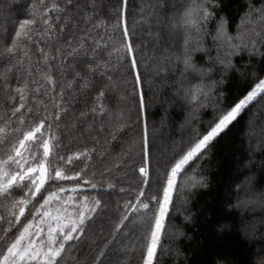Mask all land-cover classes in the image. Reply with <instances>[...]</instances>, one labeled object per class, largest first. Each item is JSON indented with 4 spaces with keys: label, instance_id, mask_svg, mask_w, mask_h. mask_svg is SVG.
<instances>
[{
    "label": "snow or ice",
    "instance_id": "obj_1",
    "mask_svg": "<svg viewBox=\"0 0 264 264\" xmlns=\"http://www.w3.org/2000/svg\"><path fill=\"white\" fill-rule=\"evenodd\" d=\"M224 3L184 0L170 18L156 21L173 43L145 53V69L164 82L178 71L171 84L176 96L194 113L211 108L212 115L207 121L193 117L180 138L155 156L128 0H121L113 24L97 0H28L23 18L0 31V264H67L89 224L107 210L104 195L114 192L130 198L117 200V218L91 264H110L109 251L127 256L137 249L138 264H161L171 252L165 239L185 235L171 223L174 210L180 214L195 192L208 187L215 142L252 104L264 101V0L259 6L245 0L234 28ZM156 37L159 44V32ZM197 54L206 57L207 67L198 66ZM245 54L248 62L238 65L236 58ZM233 73L246 88L228 103L223 88ZM81 97L90 103L77 120H66ZM79 127L97 133L93 146L62 152L63 136ZM130 129L138 139L128 138L127 150L110 152ZM104 133L109 138L102 142ZM94 158L101 177L123 184V170L124 177L131 172L137 179L118 189L114 182H94Z\"/></svg>",
    "mask_w": 264,
    "mask_h": 264
},
{
    "label": "trees",
    "instance_id": "obj_2",
    "mask_svg": "<svg viewBox=\"0 0 264 264\" xmlns=\"http://www.w3.org/2000/svg\"><path fill=\"white\" fill-rule=\"evenodd\" d=\"M183 2L184 0H128L127 22L133 45L140 46L136 51V58L141 64V72L144 73L150 144L154 156L172 141L178 140L193 117L198 121H207L212 115L211 108L194 113L183 99L176 96L171 84L179 76L178 71L171 73L167 82H164L156 79L144 67L145 53L150 56L153 49L159 52L173 43L168 29L162 24L158 25L157 19L167 20L179 10ZM252 2L257 6L260 4V0ZM27 3L28 0H0V31L5 27L11 29L23 18ZM97 3L109 24L115 23L121 0H97ZM173 4L176 5L175 8L171 7ZM244 5L245 0H225L224 10L231 17L233 28L239 22V13L244 10ZM157 32L160 33L159 44L156 43ZM205 59L206 57L197 54L198 66L207 67L203 63ZM247 62L246 54L242 58H236L238 65ZM253 64L257 68L261 67L259 57L253 59ZM127 68L128 63L125 62L121 70L126 71ZM216 78L218 77L213 76V79ZM245 88L242 78L235 73L231 74L223 88L227 102L231 103ZM121 91H124L123 86ZM127 91H131L130 85ZM86 103L90 102L81 97L73 114L66 120H77L79 112L85 110ZM79 132H84V135H79ZM79 132L73 130L63 136L62 152L93 146V138L97 137V133L92 131L89 134L84 127H79ZM136 132L137 130L130 129L114 146L109 147V151L113 154L119 152L121 146L127 150L126 141L128 138L138 139ZM99 138L103 142L109 137L104 133ZM135 152H140L138 144ZM134 159L138 164L139 155ZM94 164L98 173L94 182L117 183L112 177L99 175V160L94 158ZM81 166L80 163L76 165L77 168ZM206 174L208 187L195 192L190 202L179 209L180 214L174 210L171 223L185 235L178 240H173L171 235L165 239L166 246L171 244V252L162 256L161 264H264V202H261L264 194V101L252 104L238 123L215 142ZM119 179L123 184L117 183V189L127 186L129 179L135 180L137 177L131 172L128 177H124L122 170ZM103 198L108 202L107 210L89 224L84 240L66 257L67 264H91L98 254L99 246H102V240L110 235L117 218L114 214L117 200L123 202L130 197L114 192L110 196L104 195ZM184 215H190L191 219L185 221ZM106 256L110 264H116L117 261L128 264L129 258L131 264H138L139 251L137 249L136 253L130 252L127 256L114 255L109 251Z\"/></svg>",
    "mask_w": 264,
    "mask_h": 264
}]
</instances>
